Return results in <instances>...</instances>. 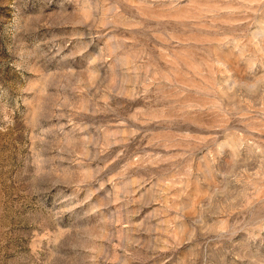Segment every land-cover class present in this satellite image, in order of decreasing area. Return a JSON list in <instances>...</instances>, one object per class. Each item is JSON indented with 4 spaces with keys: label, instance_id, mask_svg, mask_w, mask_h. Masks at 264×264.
<instances>
[{
    "label": "rangeland",
    "instance_id": "374dc122",
    "mask_svg": "<svg viewBox=\"0 0 264 264\" xmlns=\"http://www.w3.org/2000/svg\"><path fill=\"white\" fill-rule=\"evenodd\" d=\"M0 264H264V0H0Z\"/></svg>",
    "mask_w": 264,
    "mask_h": 264
}]
</instances>
